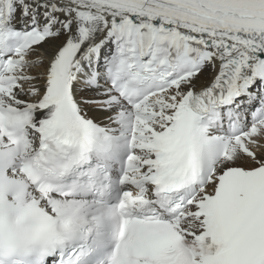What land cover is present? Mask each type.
Listing matches in <instances>:
<instances>
[{"label":"snow or ice","instance_id":"6c2138e0","mask_svg":"<svg viewBox=\"0 0 264 264\" xmlns=\"http://www.w3.org/2000/svg\"><path fill=\"white\" fill-rule=\"evenodd\" d=\"M0 264H264V0H0Z\"/></svg>","mask_w":264,"mask_h":264}]
</instances>
